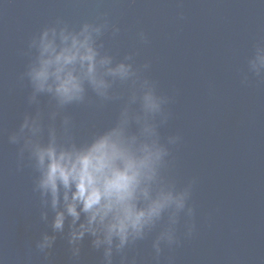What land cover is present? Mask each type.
<instances>
[{
	"label": "water",
	"instance_id": "water-1",
	"mask_svg": "<svg viewBox=\"0 0 264 264\" xmlns=\"http://www.w3.org/2000/svg\"><path fill=\"white\" fill-rule=\"evenodd\" d=\"M57 19L76 30L107 20L102 51L117 62L131 54L134 67L150 65L142 75L170 98L161 142L180 137L168 145L162 177L178 189L195 181L189 200L195 214H181L179 243L162 244L157 257L153 242L165 215L145 239L114 252L113 264H264V78L248 72L256 44L264 42V0H0V264H105L90 236L73 256L67 222L50 254L39 252L36 242L53 234L52 214L49 222L41 219L37 173L27 152L20 158L22 142L9 140L25 115L41 111L45 141L49 124L63 134L68 116L69 135L82 143L113 126L127 102L130 84L117 82L119 99L101 101L89 90L84 103L68 106L55 122L48 96L29 103L28 45ZM112 26L120 29L115 35ZM188 223L195 224L191 236Z\"/></svg>",
	"mask_w": 264,
	"mask_h": 264
},
{
	"label": "clouds",
	"instance_id": "clouds-1",
	"mask_svg": "<svg viewBox=\"0 0 264 264\" xmlns=\"http://www.w3.org/2000/svg\"><path fill=\"white\" fill-rule=\"evenodd\" d=\"M108 28L107 20L85 22L76 30L57 19L31 38V60L24 76L32 89L29 103L38 104L42 95L54 102L49 113L52 122L68 106L84 103L89 90L101 101H112L120 98L113 91L117 82L130 84L127 102L114 125L78 143L69 135L70 118L64 116L63 134L51 123L45 141L44 114L37 111L34 116L25 115L9 140L22 142L20 158L27 152L37 173L34 190L43 205L41 219L49 222L52 214L53 234L45 232L36 242L39 252L50 254L55 234H65L67 222L73 256H79L80 243L90 236L92 246L103 250L105 264H113L114 252L122 253L145 239L165 215L166 226L153 242L157 257L162 244L179 243L176 226L181 214L189 218L195 214L189 205L195 181L182 189L164 181L161 173L170 155L168 145L180 139L169 136L167 144L162 143L158 130L169 119L165 105L170 98L158 94L156 83L142 75L149 64L134 67L133 55L117 62L102 51L98 41ZM119 31L112 26L113 35ZM138 35L141 42H148L143 32ZM248 72L264 78V42L256 44ZM186 228L185 234L191 236L195 224L188 223Z\"/></svg>",
	"mask_w": 264,
	"mask_h": 264
}]
</instances>
